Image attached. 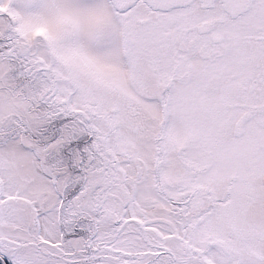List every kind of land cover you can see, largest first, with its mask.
<instances>
[{
    "label": "snow or ice",
    "instance_id": "snow-or-ice-1",
    "mask_svg": "<svg viewBox=\"0 0 264 264\" xmlns=\"http://www.w3.org/2000/svg\"><path fill=\"white\" fill-rule=\"evenodd\" d=\"M0 264H264V0H0Z\"/></svg>",
    "mask_w": 264,
    "mask_h": 264
}]
</instances>
